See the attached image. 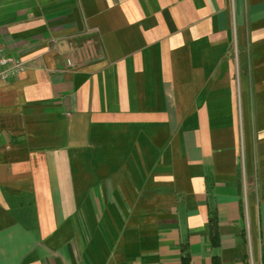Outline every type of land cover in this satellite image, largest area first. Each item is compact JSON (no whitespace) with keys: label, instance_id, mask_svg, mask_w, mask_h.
Instances as JSON below:
<instances>
[{"label":"crops","instance_id":"crops-1","mask_svg":"<svg viewBox=\"0 0 264 264\" xmlns=\"http://www.w3.org/2000/svg\"><path fill=\"white\" fill-rule=\"evenodd\" d=\"M0 43V264H264V0H0Z\"/></svg>","mask_w":264,"mask_h":264},{"label":"built area","instance_id":"built-area-1","mask_svg":"<svg viewBox=\"0 0 264 264\" xmlns=\"http://www.w3.org/2000/svg\"><path fill=\"white\" fill-rule=\"evenodd\" d=\"M24 65L7 52V48L0 43V82L7 81L10 77H19L24 73Z\"/></svg>","mask_w":264,"mask_h":264},{"label":"rangeland","instance_id":"rangeland-1","mask_svg":"<svg viewBox=\"0 0 264 264\" xmlns=\"http://www.w3.org/2000/svg\"><path fill=\"white\" fill-rule=\"evenodd\" d=\"M236 24H237V20H236ZM235 51H236L235 53L237 54V49H236ZM234 55H235V54H234Z\"/></svg>","mask_w":264,"mask_h":264},{"label":"trees","instance_id":"trees-1","mask_svg":"<svg viewBox=\"0 0 264 264\" xmlns=\"http://www.w3.org/2000/svg\"><path fill=\"white\" fill-rule=\"evenodd\" d=\"M214 264H217V261H215V263Z\"/></svg>","mask_w":264,"mask_h":264}]
</instances>
